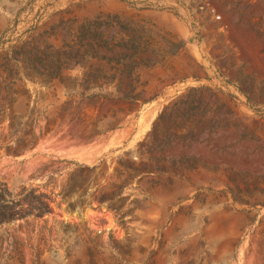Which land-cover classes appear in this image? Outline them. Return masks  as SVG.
I'll list each match as a JSON object with an SVG mask.
<instances>
[{"label": "rangeland", "instance_id": "rangeland-1", "mask_svg": "<svg viewBox=\"0 0 264 264\" xmlns=\"http://www.w3.org/2000/svg\"><path fill=\"white\" fill-rule=\"evenodd\" d=\"M0 181V264H264V0H0Z\"/></svg>", "mask_w": 264, "mask_h": 264}, {"label": "trees", "instance_id": "trees-1", "mask_svg": "<svg viewBox=\"0 0 264 264\" xmlns=\"http://www.w3.org/2000/svg\"><path fill=\"white\" fill-rule=\"evenodd\" d=\"M117 93H120V88H117ZM124 101L135 102L136 99L132 96L124 94ZM27 128L30 130L23 133V137L19 138L24 146V149L18 150L23 152L25 148L34 144L35 134L33 121L27 123ZM50 129L48 128V132ZM52 199L48 194H36L34 190L28 196L20 198L14 192L10 191L5 182L0 181V229L6 225L13 224L17 221L24 220L28 217H35L38 219L44 218L48 214H52Z\"/></svg>", "mask_w": 264, "mask_h": 264}]
</instances>
